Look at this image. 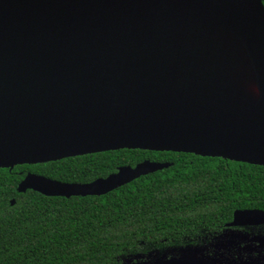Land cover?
<instances>
[{"label": "water", "instance_id": "95a60500", "mask_svg": "<svg viewBox=\"0 0 264 264\" xmlns=\"http://www.w3.org/2000/svg\"><path fill=\"white\" fill-rule=\"evenodd\" d=\"M208 23L240 34L263 96L257 104L230 103L178 58L171 31ZM120 149L264 166L262 0H0V168ZM171 164L145 160L87 183L30 172L18 191L104 195ZM263 223V210L246 209L229 225Z\"/></svg>", "mask_w": 264, "mask_h": 264}, {"label": "trees", "instance_id": "16d2710c", "mask_svg": "<svg viewBox=\"0 0 264 264\" xmlns=\"http://www.w3.org/2000/svg\"><path fill=\"white\" fill-rule=\"evenodd\" d=\"M145 160L172 164L104 195L18 191L30 172L86 183ZM246 209L264 211V166L221 157L120 149L0 168V264H128L125 252L195 242Z\"/></svg>", "mask_w": 264, "mask_h": 264}, {"label": "bare ground", "instance_id": "6f19581e", "mask_svg": "<svg viewBox=\"0 0 264 264\" xmlns=\"http://www.w3.org/2000/svg\"><path fill=\"white\" fill-rule=\"evenodd\" d=\"M169 39L181 52L178 58L189 60L196 73L230 103L249 107L263 100L238 32L213 23L186 25L171 31Z\"/></svg>", "mask_w": 264, "mask_h": 264}, {"label": "flooded vegetation", "instance_id": "af4514ba", "mask_svg": "<svg viewBox=\"0 0 264 264\" xmlns=\"http://www.w3.org/2000/svg\"><path fill=\"white\" fill-rule=\"evenodd\" d=\"M248 228L259 229V232L250 233L247 230ZM227 230L239 231L243 233L244 238L239 242H218L217 240L212 241L207 254L205 252L202 255H199L193 251V247L201 246L209 240H212V238L221 239L223 237L222 233ZM156 248L164 249L163 255L158 259H163L164 261H169L172 257L193 256L207 260V264H264V223L258 225L240 226H231L228 223L226 227L220 230H212L203 233L195 242L191 241L187 244H165L162 246H157ZM170 249H173V251H171ZM175 249H178L180 251L177 252V250Z\"/></svg>", "mask_w": 264, "mask_h": 264}, {"label": "rangeland", "instance_id": "374dc122", "mask_svg": "<svg viewBox=\"0 0 264 264\" xmlns=\"http://www.w3.org/2000/svg\"><path fill=\"white\" fill-rule=\"evenodd\" d=\"M247 230L250 233L259 232V229H256V228H248ZM222 236L223 237L221 239L212 238V240H209L208 242H206L205 244L201 246L193 247L194 250L193 249L192 250L199 255H202L205 252L207 254L212 241L217 240L218 242H227V241L239 242L244 238L243 233L239 231H229V230L224 231L222 233ZM170 250L173 251V249H170ZM175 250H177V252L180 251L178 249H175ZM163 253H164V249H160L156 247H150V248L145 247V248L125 252L122 258H123V261L128 264H149L161 258Z\"/></svg>", "mask_w": 264, "mask_h": 264}]
</instances>
